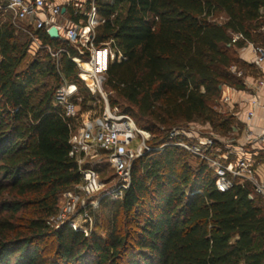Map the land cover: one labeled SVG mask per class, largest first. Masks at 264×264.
<instances>
[{"label":"trees","instance_id":"16d2710c","mask_svg":"<svg viewBox=\"0 0 264 264\" xmlns=\"http://www.w3.org/2000/svg\"><path fill=\"white\" fill-rule=\"evenodd\" d=\"M5 3L0 0V264H264V198L248 181L220 191L206 161L189 162L192 153L169 133H157L179 121L214 123L223 87H245L230 71L239 60L232 48L247 40L264 46V35L262 43L254 35L264 28V0H95L104 18L95 44L113 41L122 56L109 63L104 85L128 103L122 113L153 132V149L135 159L130 187L119 198L99 197L110 213L106 238L48 223L62 193L80 181L69 153L82 116H66L55 101L65 82L79 87L72 60L79 46L15 21ZM80 11L66 6L71 20L84 24ZM216 11L225 22L211 18ZM235 33L245 39L234 41ZM35 40L38 55L22 68ZM59 49L66 51L57 58Z\"/></svg>","mask_w":264,"mask_h":264},{"label":"built area","instance_id":"2783aa9c","mask_svg":"<svg viewBox=\"0 0 264 264\" xmlns=\"http://www.w3.org/2000/svg\"><path fill=\"white\" fill-rule=\"evenodd\" d=\"M83 7H85V3H75L76 13L78 9H81L80 12L86 16L84 24L73 22L64 25L56 23L51 17L64 16L66 6L53 4L49 0H6L2 6L6 13L13 16L15 21L28 23L37 28H45L48 33L52 26H56L60 38L82 46L89 51L87 59H83L77 54L72 56V60L79 69V75L91 85L92 90L102 93L106 107L101 116L87 119L73 130L70 137L71 150L69 155L78 164L80 181L62 193L60 197V201L63 200L62 204L59 202L57 211L48 221L49 224L57 223V226L67 224L82 231H84L82 227L73 224V217L79 213L90 217L89 211L92 206H95L92 196L97 191L103 190L99 172L95 166L91 165L90 158L102 151L107 155L119 177L115 185L100 191L99 197L113 196L119 198L130 187L132 166L135 159L153 149L148 144L149 132L140 128L130 114L112 109L108 103L107 96L103 92L106 70L111 60L120 59L122 56L104 47L106 45L98 46L95 44L96 26L104 22V18L98 13L95 0H92L91 7L87 11ZM40 14H47L48 18L43 19ZM240 39H245L243 34H233L234 41ZM34 44L39 45L38 40H35ZM246 44L252 49L254 63L264 73V46L248 40ZM65 51V49H59L53 54L58 58L59 54ZM83 61H87L90 67H84ZM258 85L264 87V79L259 80ZM77 91L78 87L75 84L65 82L56 92L55 101L63 106L68 117L77 116L80 112L74 100ZM253 116L254 112L252 111L248 117L251 119ZM183 132L185 134L181 128L171 130L169 134L172 143L206 161L216 173V185L220 191H227L236 183L248 181L253 185L255 193L264 198V180H260L256 174L254 153L243 150L234 161L230 158L231 154H236L234 149L228 150L223 156L212 153V149L218 143L216 137L201 136L198 137L197 142L190 143L181 138ZM244 141L247 144L254 142L264 144V131L261 135H254L251 125L248 123ZM165 145L158 147V149H162ZM231 147L233 146L229 144L228 148ZM241 148L243 149V146ZM83 198H86V201H83L85 200Z\"/></svg>","mask_w":264,"mask_h":264},{"label":"rangeland","instance_id":"374dc122","mask_svg":"<svg viewBox=\"0 0 264 264\" xmlns=\"http://www.w3.org/2000/svg\"><path fill=\"white\" fill-rule=\"evenodd\" d=\"M85 7H83L84 9ZM213 20L218 22H225L226 21V15L222 11H216L214 12L213 16L211 17ZM65 20L60 17L58 19V22H64ZM83 22H81L82 24ZM255 35V40L259 43H262V35H264V28L261 29V33L257 31V34ZM25 39V38H23ZM111 50L113 53L116 52V49L113 46V41H108L106 43V46H104ZM82 46H79V55L83 57V59H87L86 54V48ZM244 48H235L237 52V57L239 58L238 61H236L230 71L231 73L237 75L238 77H242L243 79L247 78L249 75L254 76H260L261 73L259 69H257L254 64L250 62V60L245 59L246 52L249 51L248 49L244 54L241 53L242 49ZM36 44H33L32 47H30L29 53L27 57L25 58L22 68H24L28 62L31 61V59L38 53L36 52ZM86 49V50H85ZM111 60V59H110ZM112 61V60H111ZM241 73V75H238ZM80 82L78 83V91L77 96L75 98V101L77 103V107L81 113L82 116V122L93 118L101 116L105 110L106 102L104 100V97L102 93L99 91L94 92L92 90L91 85H89L80 75ZM103 92H105V95L107 96L108 103L112 109H117L120 112H123L124 109L128 107V103L124 101L121 97L118 96V94L115 91H112L108 89L105 85H103ZM89 106H93V108H90ZM214 109L216 110L214 115L215 122L214 123H204L203 120L197 118L194 121L191 122H185V121H179L176 124H166L161 125L162 132H157L159 135H165L167 133H170L171 130L175 128H181L185 131L182 133L181 138L190 143H195L198 141V137L201 136H211L216 137L218 139V143L215 145V147L212 149V153L220 154V155H226V152L229 150H233L235 146H243V150L248 151L252 149L251 144H247L244 141V129L243 127L237 123L236 118L235 120H231L229 118V115H233L234 111L230 110L223 102V99H221L217 104L214 105ZM222 123V124H221ZM139 127H142L141 124H138ZM150 134V137L148 139V144L150 145V140L153 138V132L148 131ZM189 135V136H188ZM231 145L233 147L228 148V145ZM180 147V146H179ZM184 149V148H183ZM186 150V149H185ZM187 151V150H186ZM262 153V152H261ZM234 155L237 156V154H231V159L234 157ZM262 155V154H261ZM233 156V157H232ZM189 162L196 163V155H190ZM234 160V159H232ZM235 161V160H234ZM91 165L95 166L99 172V179L102 182V189H109L113 185H115L118 180V174L116 173V170L114 169L113 165L110 163L109 159L107 158V155L103 153L102 151L99 152L98 155L93 156L90 158ZM97 191V193L93 194V202L95 206H92V208L89 211V216L87 217L85 215L76 214L75 217H73L74 225L77 227H82L86 235H90L92 231H94L98 236L102 238H106L110 228V213L105 207H101L99 204V194L100 191ZM84 197V196H83ZM95 198V199H94ZM86 201V198H83ZM62 199L60 201V204H62ZM51 227L58 229L61 228V226H57V223H50Z\"/></svg>","mask_w":264,"mask_h":264},{"label":"crops","instance_id":"0c3cea01","mask_svg":"<svg viewBox=\"0 0 264 264\" xmlns=\"http://www.w3.org/2000/svg\"><path fill=\"white\" fill-rule=\"evenodd\" d=\"M53 4H60L63 6H67L72 4L75 7L76 2L86 3L87 0H49ZM76 9V8H75ZM264 13V8L262 9ZM40 17L43 19L48 18L47 14H40ZM62 17L65 21L58 22V19ZM56 23L68 25L73 23L70 16L65 12L64 16H56L51 17ZM248 49V52L246 50ZM246 52L245 59L250 60L254 66L257 65L254 63V54L252 49L247 44L242 49L241 53L244 54ZM261 75L254 76L249 75L244 79L245 87L242 89H237L229 86L223 87V102L230 109L233 110V115L236 118L238 124H240L244 129V135L246 132V128L248 123L251 125V130L254 135H261L264 131V87H260L258 85V81L264 79V73L259 69ZM227 99V100H226ZM254 112V116L249 119L248 115L250 112ZM243 145V144H242ZM240 145L234 147V151L237 154L234 155L232 159L236 160L238 155H240L243 151ZM252 149L245 152H252L255 154L256 158V174L260 180H264V144L254 142L251 144ZM262 152V153H261ZM262 154V155H261Z\"/></svg>","mask_w":264,"mask_h":264},{"label":"water","instance_id":"95a60500","mask_svg":"<svg viewBox=\"0 0 264 264\" xmlns=\"http://www.w3.org/2000/svg\"><path fill=\"white\" fill-rule=\"evenodd\" d=\"M49 34L52 38H60L59 30L56 26H52L49 30Z\"/></svg>","mask_w":264,"mask_h":264},{"label":"bare ground","instance_id":"6f19581e","mask_svg":"<svg viewBox=\"0 0 264 264\" xmlns=\"http://www.w3.org/2000/svg\"><path fill=\"white\" fill-rule=\"evenodd\" d=\"M83 65H84V67H90V65H89V63L87 62V61H83ZM85 77H86V75H85ZM87 78V77H86ZM88 79V78H87Z\"/></svg>","mask_w":264,"mask_h":264}]
</instances>
